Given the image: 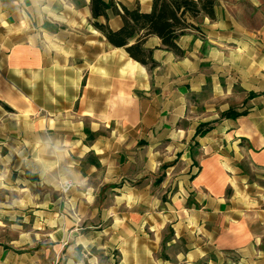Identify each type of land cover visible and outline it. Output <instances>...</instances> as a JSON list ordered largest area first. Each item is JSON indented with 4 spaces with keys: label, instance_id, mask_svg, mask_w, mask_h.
I'll list each match as a JSON object with an SVG mask.
<instances>
[{
    "label": "crops",
    "instance_id": "crops-1",
    "mask_svg": "<svg viewBox=\"0 0 264 264\" xmlns=\"http://www.w3.org/2000/svg\"><path fill=\"white\" fill-rule=\"evenodd\" d=\"M247 5L264 0L192 19L183 56L147 38L150 68L93 26L91 0H0V264H170L158 251L178 242L176 264H264V69L241 51Z\"/></svg>",
    "mask_w": 264,
    "mask_h": 264
},
{
    "label": "trees",
    "instance_id": "trees-1",
    "mask_svg": "<svg viewBox=\"0 0 264 264\" xmlns=\"http://www.w3.org/2000/svg\"><path fill=\"white\" fill-rule=\"evenodd\" d=\"M217 0H153L152 10L142 12L138 5L134 9L122 5L118 0H91L93 26L106 38L108 43L116 48H125L130 57L144 66L156 67V62L150 51L144 49L147 38L157 36L163 48L183 56V51L177 44L178 39L189 30L195 29L192 19L205 15L211 20L216 18ZM120 16L123 22L119 30H112L107 23H100V18L109 19L108 12ZM135 40L134 44L131 42ZM255 96L251 94L250 97ZM242 114H246L243 112ZM234 109L222 114V118H236ZM211 129L210 124L201 125L196 135L203 136Z\"/></svg>",
    "mask_w": 264,
    "mask_h": 264
},
{
    "label": "rangeland",
    "instance_id": "rangeland-1",
    "mask_svg": "<svg viewBox=\"0 0 264 264\" xmlns=\"http://www.w3.org/2000/svg\"><path fill=\"white\" fill-rule=\"evenodd\" d=\"M218 1V0H217ZM225 1V0H222ZM240 13V12H239ZM242 18V46L241 51L244 55L250 54L254 58H258V68L260 70L264 69V8L253 9L251 5L245 6L240 14ZM264 81V77L260 78ZM172 232L170 230L164 231V238H169ZM262 248L263 245L261 246ZM186 250L184 243L178 242L177 244H171L167 246L163 244L158 251V257L162 260L168 261L170 264L177 263V255L179 252ZM212 260L210 262L209 258L204 259L202 262L195 264H219L214 257H210ZM215 259V260H214ZM179 264V263H178ZM183 264V263H182ZM220 264H251L250 260H246L236 255L226 254L225 257L221 259Z\"/></svg>",
    "mask_w": 264,
    "mask_h": 264
},
{
    "label": "built area",
    "instance_id": "built-area-1",
    "mask_svg": "<svg viewBox=\"0 0 264 264\" xmlns=\"http://www.w3.org/2000/svg\"><path fill=\"white\" fill-rule=\"evenodd\" d=\"M74 183L71 181V180H65L63 183H62V186H61V192L63 195H67L71 192V190L74 188ZM49 264H59V261L58 260H55Z\"/></svg>",
    "mask_w": 264,
    "mask_h": 264
}]
</instances>
